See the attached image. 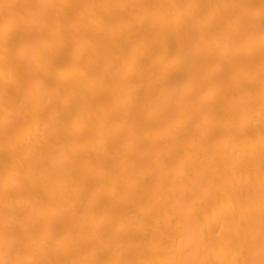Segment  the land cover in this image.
<instances>
[{"label": "bare ground", "instance_id": "obj_1", "mask_svg": "<svg viewBox=\"0 0 264 264\" xmlns=\"http://www.w3.org/2000/svg\"><path fill=\"white\" fill-rule=\"evenodd\" d=\"M0 264H264V0H0Z\"/></svg>", "mask_w": 264, "mask_h": 264}]
</instances>
